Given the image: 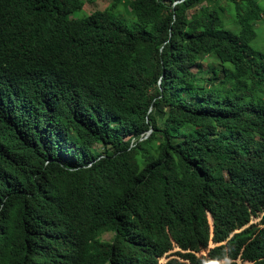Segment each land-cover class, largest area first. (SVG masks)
Segmentation results:
<instances>
[{"label": "trees", "instance_id": "obj_1", "mask_svg": "<svg viewBox=\"0 0 264 264\" xmlns=\"http://www.w3.org/2000/svg\"><path fill=\"white\" fill-rule=\"evenodd\" d=\"M84 1L0 0V80L18 92L0 264H145L170 237L206 241V212L220 240L259 207L264 0Z\"/></svg>", "mask_w": 264, "mask_h": 264}, {"label": "clouds", "instance_id": "obj_2", "mask_svg": "<svg viewBox=\"0 0 264 264\" xmlns=\"http://www.w3.org/2000/svg\"><path fill=\"white\" fill-rule=\"evenodd\" d=\"M17 97L18 92L15 91V87L8 86L7 82L0 80V118L11 116L10 107L15 104L14 101H17ZM35 103L41 104L38 100ZM36 104L29 103L27 105V115L40 114L49 123H54L57 111L52 107L59 108L54 100L48 104L52 107ZM30 119L34 121V117ZM253 133L255 141L260 144L255 166V177L260 195L250 202L258 204L259 207L255 208L253 212L249 205H246L247 219L232 227L220 240L213 239V217L209 212H206V221L209 226V235L206 241H198L194 247L182 248L170 237L171 246L169 249L159 255L153 256L149 253L145 264H168L171 260H175L177 264H264V136L258 134L257 131ZM243 197L242 194L237 193L235 199L240 203H247L248 200ZM208 217H210V221ZM110 241L112 240L110 239Z\"/></svg>", "mask_w": 264, "mask_h": 264}, {"label": "rangeland", "instance_id": "obj_3", "mask_svg": "<svg viewBox=\"0 0 264 264\" xmlns=\"http://www.w3.org/2000/svg\"><path fill=\"white\" fill-rule=\"evenodd\" d=\"M109 2H111V0H85L83 5V10L86 14H91L96 10L103 9ZM200 7L201 6L197 5L195 9H192V12L198 10ZM218 59L220 62L226 61L228 59V55L220 54L218 55ZM128 138L129 137H126L125 140L129 141ZM97 146L98 145H96L95 147ZM208 219L210 221V217H208ZM253 221H255V219H253ZM102 238L106 241H110V239L112 238V233H106L102 236Z\"/></svg>", "mask_w": 264, "mask_h": 264}]
</instances>
